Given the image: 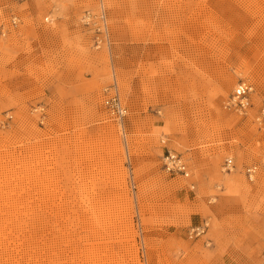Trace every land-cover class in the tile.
Returning <instances> with one entry per match:
<instances>
[{
    "label": "rangeland",
    "instance_id": "rangeland-1",
    "mask_svg": "<svg viewBox=\"0 0 264 264\" xmlns=\"http://www.w3.org/2000/svg\"><path fill=\"white\" fill-rule=\"evenodd\" d=\"M0 25V264H264V0H0Z\"/></svg>",
    "mask_w": 264,
    "mask_h": 264
},
{
    "label": "built area",
    "instance_id": "built-area-1",
    "mask_svg": "<svg viewBox=\"0 0 264 264\" xmlns=\"http://www.w3.org/2000/svg\"><path fill=\"white\" fill-rule=\"evenodd\" d=\"M18 22L16 17H12L10 20L11 26H15ZM82 25L90 30L94 31L95 39L94 43L97 47L102 44L103 37H107V25L104 12L101 10L97 15L90 11H85L81 17ZM6 35V30L0 25V37ZM254 93V88L251 84L246 82H240L233 90L231 97L226 102L225 107L229 110L235 111L240 115L247 113L251 107L249 99L250 95ZM104 107L107 112L119 123L122 124L123 120L127 116V109L122 104L118 95L116 86L113 84L106 90V95L103 101ZM161 168L162 171L170 178L181 177L183 179H190L191 171L182 154L175 151L166 150L161 156ZM234 168L232 158H226L224 160L223 169L230 172ZM260 168H264V160L257 165H250L245 169V176L248 181H253L255 175ZM189 189H194V184H189ZM208 229V223L203 222L200 225L193 226L188 230V234L191 238H198L205 234Z\"/></svg>",
    "mask_w": 264,
    "mask_h": 264
},
{
    "label": "bare ground",
    "instance_id": "bare-ground-1",
    "mask_svg": "<svg viewBox=\"0 0 264 264\" xmlns=\"http://www.w3.org/2000/svg\"><path fill=\"white\" fill-rule=\"evenodd\" d=\"M100 9L103 10L102 8H100ZM101 10H100V11H101ZM105 19H106V18H105Z\"/></svg>",
    "mask_w": 264,
    "mask_h": 264
}]
</instances>
